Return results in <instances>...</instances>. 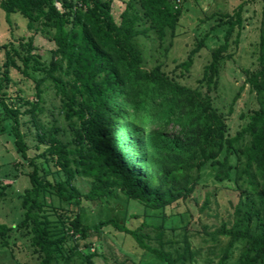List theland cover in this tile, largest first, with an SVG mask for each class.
Listing matches in <instances>:
<instances>
[{"label": "trees", "instance_id": "16d2710c", "mask_svg": "<svg viewBox=\"0 0 264 264\" xmlns=\"http://www.w3.org/2000/svg\"><path fill=\"white\" fill-rule=\"evenodd\" d=\"M111 1L0 2L8 14L19 13L38 24L37 30L56 46L48 66L40 64L31 42L0 46L6 56L0 71V106L13 120L18 151L32 168L18 228L29 229L38 264H98L101 256L92 249L90 233L101 234L110 226L130 234L161 264H190L188 242L182 248L174 247L167 236L175 230L166 224L167 210L191 198L207 167L216 181L235 185L241 197L230 221H223L213 232L206 231L216 250V264H264V32L257 68L245 70V83L232 103L233 107L249 86L259 108L230 137L227 115L215 106L211 92L219 85L223 63L232 58L228 51L235 26L243 27V6L198 81L206 87L202 91L181 84L163 64L148 68L141 42L142 37L156 40L162 48L168 38H176L186 0L181 7L177 0H128L119 22ZM204 47L201 40L177 68L189 70ZM11 69L27 78L44 73L35 101L9 96ZM47 81L50 86L43 89ZM47 90L58 99L55 107L67 123L64 134L57 118L48 121L49 125L43 118ZM24 107L28 108L22 111ZM23 115H29L36 128L38 153L34 157L28 156L26 135L20 129ZM80 179L89 183L88 192H82ZM119 196L126 199V205H112ZM83 201L112 205L118 214L135 202L148 216L165 220L159 225L145 221L137 230L127 229L126 221L118 217L89 225L81 214ZM201 210L211 211L209 196ZM15 228L0 225V235Z\"/></svg>", "mask_w": 264, "mask_h": 264}, {"label": "rangeland", "instance_id": "374dc122", "mask_svg": "<svg viewBox=\"0 0 264 264\" xmlns=\"http://www.w3.org/2000/svg\"><path fill=\"white\" fill-rule=\"evenodd\" d=\"M127 1H111L112 12L117 22L121 19ZM240 5L243 6V27L235 26L231 47L228 51L232 54V58H227L223 63L219 85L211 92L215 106L227 115L230 137H234L246 124L247 116L259 108L256 96L250 91L249 86L245 87L240 99L233 107L232 103L236 93L245 83V70L257 68L258 45L264 32V0H186L176 38L173 40L168 38L162 48L156 40L141 38L146 50L148 68L163 64V69L181 84L191 88L200 87L202 91H206V87L199 85L198 81L202 79L205 67L212 60V52L225 43V34L236 21L235 13ZM220 22L222 25L219 24ZM37 28L38 24H31L19 13L8 14L0 7V46L12 44L18 47L20 43L29 44L31 42L37 48L33 52L39 57L40 64L48 66L52 61L56 46ZM239 32L240 37L238 38ZM201 40L204 41L205 47L194 56L191 68L189 70L177 68L180 63L189 59L190 52L199 45ZM163 49H168V53ZM4 51L0 50V71L6 61ZM19 64L22 65L20 62ZM38 73L33 78L32 76L27 78L19 70L11 69L12 82L8 88L9 96L16 100L21 98L35 101L37 84L44 74ZM49 86L50 81H47L42 88ZM45 94L47 100L45 104L47 113L43 116L45 123L49 125L48 121H54L57 118V126L61 127L64 134L67 123L64 116L59 117V111L55 107L58 106V99L51 90H47ZM27 108L24 107L22 111ZM0 119L3 124L0 128V193L3 194L0 198V225L16 226L6 236L0 235V264H38V255L33 251L31 236L28 235L29 229L18 228L24 217L22 195L27 188H31L28 173L32 168L29 160L24 159L18 151L12 130L13 120L6 117L1 106ZM29 119V115L21 116L20 129L26 135L25 141L29 147L28 156L34 157L38 153L35 150L36 128L29 122ZM79 185L82 192H88L90 189L89 183L81 179ZM239 192L240 190L229 182L216 181L213 170L207 167L201 185L191 198L186 202L176 203L167 210L169 217L166 219L168 221L166 224L175 229L167 236L174 247L182 248L188 242L190 264H216V250L206 231L213 232L215 227L223 221L231 220L234 205L241 198ZM208 196L211 211L203 212L202 205ZM115 202L126 205V199L123 196H119L116 201L112 202V205ZM112 205L105 207L101 204L83 201L81 214L84 217V223L94 225L101 220L118 217L126 221L127 229L137 230L145 221L159 225L165 220L159 215L148 216L144 208L135 202H129L122 214H118ZM101 231V234L96 231L90 233L92 249L96 248L101 256L97 260L98 264H161L154 255L143 250L127 232L119 231L113 226L104 227ZM146 231L156 232L153 228H147ZM6 242L8 244H5ZM84 244L85 242H82L81 248L85 250ZM237 255L238 252H236Z\"/></svg>", "mask_w": 264, "mask_h": 264}, {"label": "built area", "instance_id": "2783aa9c", "mask_svg": "<svg viewBox=\"0 0 264 264\" xmlns=\"http://www.w3.org/2000/svg\"><path fill=\"white\" fill-rule=\"evenodd\" d=\"M184 0H177V7H181ZM59 7V5H58ZM60 8V7H59Z\"/></svg>", "mask_w": 264, "mask_h": 264}]
</instances>
